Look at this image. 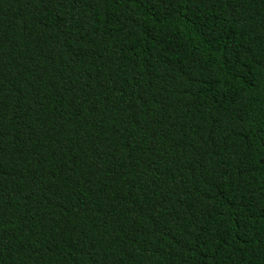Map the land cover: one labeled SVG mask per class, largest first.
<instances>
[{"label": "trees", "instance_id": "trees-1", "mask_svg": "<svg viewBox=\"0 0 264 264\" xmlns=\"http://www.w3.org/2000/svg\"><path fill=\"white\" fill-rule=\"evenodd\" d=\"M0 264H264V0H0Z\"/></svg>", "mask_w": 264, "mask_h": 264}]
</instances>
